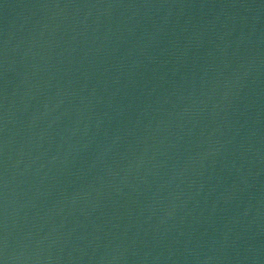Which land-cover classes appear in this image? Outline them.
<instances>
[{
    "label": "water",
    "instance_id": "1",
    "mask_svg": "<svg viewBox=\"0 0 264 264\" xmlns=\"http://www.w3.org/2000/svg\"><path fill=\"white\" fill-rule=\"evenodd\" d=\"M3 264H264V0H0Z\"/></svg>",
    "mask_w": 264,
    "mask_h": 264
},
{
    "label": "snow or ice",
    "instance_id": "2",
    "mask_svg": "<svg viewBox=\"0 0 264 264\" xmlns=\"http://www.w3.org/2000/svg\"><path fill=\"white\" fill-rule=\"evenodd\" d=\"M0 264H3V261L2 260H0Z\"/></svg>",
    "mask_w": 264,
    "mask_h": 264
}]
</instances>
